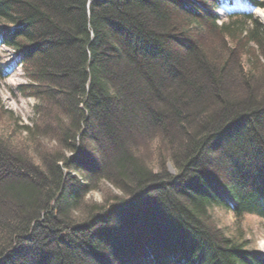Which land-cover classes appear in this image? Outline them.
Segmentation results:
<instances>
[{
  "label": "trees",
  "instance_id": "obj_1",
  "mask_svg": "<svg viewBox=\"0 0 264 264\" xmlns=\"http://www.w3.org/2000/svg\"><path fill=\"white\" fill-rule=\"evenodd\" d=\"M219 4L0 0L37 100L0 133V264H264L243 223L264 219V52L234 60L264 35ZM207 21L221 48L199 43ZM102 180L122 194L85 200Z\"/></svg>",
  "mask_w": 264,
  "mask_h": 264
},
{
  "label": "rangeland",
  "instance_id": "obj_2",
  "mask_svg": "<svg viewBox=\"0 0 264 264\" xmlns=\"http://www.w3.org/2000/svg\"><path fill=\"white\" fill-rule=\"evenodd\" d=\"M195 1H199L200 4H203V0ZM247 1L219 0L220 5H218L216 9V12L219 16L218 22H228L232 19L238 18L239 16L251 14V16L256 19L258 26L264 35V22L260 16L255 13L254 10L256 7L254 8L251 6L252 4L250 5V3ZM206 6L207 8L210 7L209 4H206ZM251 26V23H247L248 28ZM239 36V33L235 35L233 38V43L237 42ZM197 38L201 44L213 43L219 48L222 47L221 41L223 34L211 28L209 21L206 23L205 32L203 31L198 34ZM239 38L241 39L238 41L236 52L234 54V60L237 61V63H244L247 51L254 54L255 56L264 52V47L258 50L256 47L249 45L247 43L248 37L241 36ZM258 61L259 62L258 66L255 68V73L260 75V78L264 79V63L260 59ZM27 73L28 71L25 69L24 58L22 57L20 50L2 43L0 36V133L2 128H6L8 131L12 130L14 125L17 126L16 123H31L35 117L34 106L36 105L37 100L32 95H28L32 91V88L27 86H29L32 81H30ZM1 106H3L4 109H1ZM6 109L12 112L13 116H11L9 112L5 113ZM17 134L23 136L24 132H17ZM36 146H38V149L40 150L49 152L59 150V146L56 145L52 137L48 136L38 139ZM166 165L170 172L173 173L176 171L172 165V162L167 161ZM121 194L122 192L109 181L102 180L98 183V188L93 189L85 196V200L103 202L109 197L113 198L114 195ZM216 217L220 218V224L225 226L229 225L235 220V216L231 211L223 212L219 210L217 211ZM243 223L250 232V235H252L254 238V247L258 251L264 253V219H261L255 215H246Z\"/></svg>",
  "mask_w": 264,
  "mask_h": 264
},
{
  "label": "bare ground",
  "instance_id": "obj_3",
  "mask_svg": "<svg viewBox=\"0 0 264 264\" xmlns=\"http://www.w3.org/2000/svg\"><path fill=\"white\" fill-rule=\"evenodd\" d=\"M255 3L258 5V7H256L254 11L264 22V0H255Z\"/></svg>",
  "mask_w": 264,
  "mask_h": 264
}]
</instances>
